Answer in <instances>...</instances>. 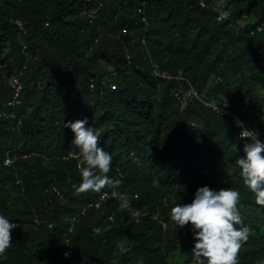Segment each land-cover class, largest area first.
<instances>
[{"label":"trees","instance_id":"trees-1","mask_svg":"<svg viewBox=\"0 0 264 264\" xmlns=\"http://www.w3.org/2000/svg\"><path fill=\"white\" fill-rule=\"evenodd\" d=\"M202 1L0 0V108L12 79L22 85L7 109L17 117H0V215L18 225L0 264H194L191 226L170 210L203 186L239 191L251 234L238 264H264V205L236 164L248 141L233 115L174 93L225 97L241 119L254 108L248 123L264 141V0ZM152 62L182 78L154 76ZM84 118L122 180L103 192L126 194L139 216L112 195L87 207L103 192L73 189L79 149L64 123Z\"/></svg>","mask_w":264,"mask_h":264},{"label":"clouds","instance_id":"clouds-1","mask_svg":"<svg viewBox=\"0 0 264 264\" xmlns=\"http://www.w3.org/2000/svg\"><path fill=\"white\" fill-rule=\"evenodd\" d=\"M216 11L217 19H228L229 13L223 8ZM223 101L226 107L225 97ZM236 126L242 129L240 138L248 141L243 145V157L236 161L240 176L248 190L255 194L257 204L264 205V141L258 138L256 132L245 128L242 122L236 121ZM64 128L71 130L74 135L72 143L79 149L77 167L81 179L79 184L72 185L75 192L102 193L105 188H119L122 180L108 175L112 168V156L100 146L99 131L88 126L87 118L68 121L64 123ZM112 195L120 199L121 210L139 216V212L131 208L126 194L113 191ZM241 207L239 191L232 188L217 191L203 186L195 191L190 203H179L171 208L170 219L178 228L191 226L196 241L191 249L194 264H238L240 249L251 234L250 227L243 224L239 211ZM17 227L16 223L0 215V257L11 248L12 230Z\"/></svg>","mask_w":264,"mask_h":264},{"label":"built area","instance_id":"built-area-1","mask_svg":"<svg viewBox=\"0 0 264 264\" xmlns=\"http://www.w3.org/2000/svg\"><path fill=\"white\" fill-rule=\"evenodd\" d=\"M87 1H92V0H87ZM200 5L204 6V2L202 0H200ZM139 11H140V13H142L143 21H145L146 17L144 16V9H140ZM89 22L92 23V19H90ZM256 31H259V32L264 31V21H262L260 24L257 25ZM253 32L254 31H251V33H253ZM128 58H129V56H128ZM152 67H153L152 74L154 76L162 77V78H165V79L182 78V76H180V75H171V74H169L166 71L160 70L158 68V65L155 62H152ZM101 83L105 84L104 81H102ZM11 86H12V88L14 90V94H13L12 98L6 102L5 106L3 108H0V117H9V118L14 119V118L17 117L16 114L13 113V112H8L7 109L9 107H11V106H14L15 104L20 103L19 95H20V90H21L22 85H21L20 80L17 77H14L12 79V81H11ZM91 87H93V84H91ZM108 87H109V89H114L115 85L114 84H110V85H108ZM174 93H175V96L178 99H181L182 95H184L185 97L197 99L205 107H208V108L212 109L215 112H218L220 114H231V115H233L235 117L236 121L242 122V124H243V126L245 128L256 132L258 134V138H259V129L256 126H250L249 123H248L249 122L248 120L250 119V117L255 115V114H257V112L255 111L254 108H245L244 112L246 114V118L245 119H241L237 115H234V114H232V112H230L228 104H227L228 106L224 107V105H219V104H217L215 102L201 99L199 94H198V92L194 89L193 86H190V88L187 91H185V92H183L182 90H179V91H175ZM241 130L242 129L240 128L239 137H240ZM71 156H72V154H71ZM28 157H29L28 154H24L23 155V158H28ZM12 162H13V158L8 156L5 159V161H4V165H10ZM47 192L49 194H57V195L60 194L59 188L57 186H55V185H50L47 188ZM111 195H112V193L103 192L102 194H100V196L97 199L92 200L88 204V207H96V208L100 207L102 205L103 201L106 198H109ZM50 200H51V197H49V201ZM110 219H112V216H110ZM12 223H15V222H12Z\"/></svg>","mask_w":264,"mask_h":264},{"label":"rangeland","instance_id":"rangeland-1","mask_svg":"<svg viewBox=\"0 0 264 264\" xmlns=\"http://www.w3.org/2000/svg\"><path fill=\"white\" fill-rule=\"evenodd\" d=\"M184 251H185L184 248H180V250L178 251V253L180 254L179 257H178V259L182 260L181 255L183 254ZM178 253H177V254H178ZM174 257H176V256H174Z\"/></svg>","mask_w":264,"mask_h":264}]
</instances>
